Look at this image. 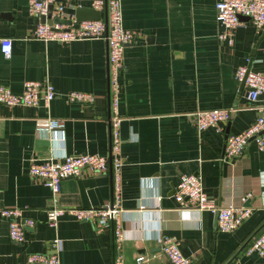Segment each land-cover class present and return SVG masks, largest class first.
Segmentation results:
<instances>
[{"label": "crops", "instance_id": "1", "mask_svg": "<svg viewBox=\"0 0 264 264\" xmlns=\"http://www.w3.org/2000/svg\"><path fill=\"white\" fill-rule=\"evenodd\" d=\"M216 1L120 0L121 25L134 31L118 76L123 264H170L156 234L174 237L194 264H264V256L246 252L264 230V150L249 141L240 157H224L226 136L264 116V95L248 107L246 88L234 76L241 65L264 71V28L242 19L231 44L220 39ZM27 2L0 0V37L11 40L9 56L0 52V85L18 93L25 80H46L58 95L47 106L0 103V208L18 207L34 221L23 241L14 242L0 216V264H29V253H55L58 264H112L111 229L97 231L66 214L48 227L50 190L27 175L31 158L109 156L106 42L32 38L38 19L28 15ZM90 2L66 0L63 21ZM69 91L94 99L69 103ZM224 107L233 112L223 131L197 130L192 112ZM49 118L63 121L61 133L38 130ZM182 174L198 175L218 206L246 205L253 212L235 231L218 230L215 213L178 206L173 191ZM110 198L107 173L61 180L56 201L64 208L102 207Z\"/></svg>", "mask_w": 264, "mask_h": 264}, {"label": "built area", "instance_id": "2", "mask_svg": "<svg viewBox=\"0 0 264 264\" xmlns=\"http://www.w3.org/2000/svg\"><path fill=\"white\" fill-rule=\"evenodd\" d=\"M66 0H28V15L38 19L30 36L42 42H70L84 39H103L106 42L107 66V96L109 103V160L106 156L83 153L63 155L59 159L38 161L31 158L27 166V175L46 186L50 190V206L45 209V224L55 228L61 215H68L76 221L89 222L97 231L110 228L113 238L112 264H123L122 243L125 233L122 227L124 210L120 206V138L118 126L121 115L118 112L121 85L118 76L123 68V47L132 41L134 31L121 25L120 0H91L89 7L98 11L105 8L103 16L97 20L76 21L69 17L64 22V4ZM215 18L222 27L218 34L220 39L232 43L234 28L244 24L241 17H247L257 28H264V0H217L215 3ZM41 17L43 20L41 21ZM11 40L0 37V52L4 57L10 54ZM235 78L246 88L247 106L250 107L260 95H264V71H255L247 65L238 66L234 71ZM58 94L52 85L46 81L25 80L21 90L12 93L7 87L0 85V103L7 106L25 105L37 106L42 103L47 106L49 101ZM69 103L90 104L94 95L83 91H69L64 94ZM233 112V108H213L195 110L192 112L193 122L198 131L213 128L223 131ZM63 121L49 118L42 132L61 133ZM249 141H253L258 149L264 150V116H258L248 127L238 133L226 136L224 157L234 160L240 157ZM110 163L111 198L102 207H60L57 205V195L61 180L78 178L93 174H107ZM249 195L245 196L246 199ZM173 197L180 208H195L217 212V228L222 232H233L253 212V207L246 205L218 206L215 200L203 191L201 181L196 174H182L174 187ZM0 216L6 220L7 234L10 240L22 242L26 228L33 226V220L22 215L18 207H1ZM160 253L170 264H194L189 256L179 250L178 241L172 236L154 235ZM247 253L264 256V230L248 244ZM142 257H137L139 261ZM29 264H58L55 253H29L26 256Z\"/></svg>", "mask_w": 264, "mask_h": 264}, {"label": "water", "instance_id": "3", "mask_svg": "<svg viewBox=\"0 0 264 264\" xmlns=\"http://www.w3.org/2000/svg\"><path fill=\"white\" fill-rule=\"evenodd\" d=\"M102 14H103L102 16H103V18L105 20V8L103 9ZM100 16H101V12L100 11L95 10V9H92L90 7L80 6V7H76L75 10H74V19L76 21H81V20H97V19L100 18ZM241 19H243V20H250L247 17H241ZM42 20H43V17H41V21ZM241 87L244 88V81L241 82ZM106 95H107V92H106ZM107 99H108V96H107ZM108 161H110L109 160V156H108ZM108 166H109V168H108V174L111 176V173H110V163H109ZM217 216H218V213L215 212L216 219H217Z\"/></svg>", "mask_w": 264, "mask_h": 264}]
</instances>
